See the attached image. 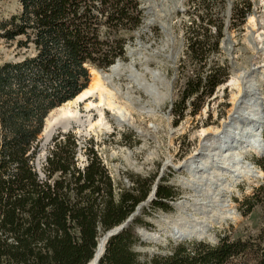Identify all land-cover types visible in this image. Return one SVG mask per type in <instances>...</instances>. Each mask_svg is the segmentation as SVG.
Returning a JSON list of instances; mask_svg holds the SVG:
<instances>
[{
    "label": "trees",
    "instance_id": "trees-1",
    "mask_svg": "<svg viewBox=\"0 0 264 264\" xmlns=\"http://www.w3.org/2000/svg\"><path fill=\"white\" fill-rule=\"evenodd\" d=\"M16 1L19 13L0 22V40L16 43L15 60L0 64V264H87L100 237L146 200L152 179L143 189L135 182L121 188L91 149L87 165L78 168L75 140L60 132L38 171V139L48 114L87 88L89 67L106 69L125 57L143 10L136 0ZM191 2L181 61L202 70L219 53L222 27L211 37L210 3ZM245 5L236 6L233 20L245 21L249 0ZM227 77L228 67L216 62L208 74L189 78L172 107L175 125L190 109L196 115ZM254 162L264 173V155ZM175 196L172 188L158 184L151 205L167 211ZM260 204L264 207V182L242 201V214ZM135 224L144 223L136 217L108 239L98 264H264V225L255 237L224 236L213 244L169 240L151 254L136 251L144 243Z\"/></svg>",
    "mask_w": 264,
    "mask_h": 264
},
{
    "label": "rangeland",
    "instance_id": "rangeland-1",
    "mask_svg": "<svg viewBox=\"0 0 264 264\" xmlns=\"http://www.w3.org/2000/svg\"><path fill=\"white\" fill-rule=\"evenodd\" d=\"M136 1L143 10L142 23L132 32L133 39L126 44L125 57L119 58V64L132 63L136 72L149 83L151 82L149 72L160 73L166 87L165 89L163 86L160 90L162 93H169V97L161 103L160 109L154 108L151 98L146 93L137 88L133 81L122 78L119 81L121 93L124 95L130 91L127 87L133 86L132 94L140 99L142 103L140 107L145 108L142 110L143 114L152 108L155 115L140 116L137 111H132L130 113L133 124L130 126L125 118L122 120V126L118 127V122L111 112L107 111L104 105L97 104L100 94L96 92L91 98L94 103L92 110L86 112L84 103H80L71 112L72 116L77 113L76 118H79L78 121L83 126V135L77 134V128L73 124L68 133L75 140V160L78 168L82 169L87 165V153L91 149L121 188H132L135 182L138 188L143 189L144 181L149 178L152 179L151 189L156 180L158 184L172 188L176 196L172 201H168L170 208L167 211L154 208L150 203L143 207L137 216L144 224L133 226L134 233L140 238L138 231L141 230L150 234L160 233L161 237L156 242L142 241L144 245L136 246V251L152 254L159 252V246L165 247L169 240L180 242L174 241L164 232L168 226L161 222V219L173 215L175 212L173 203L179 201L192 203L195 200L189 188L192 178L183 166L188 161L205 160L203 150L212 151L216 147L213 130L221 128L222 124L228 121L233 113L235 96L244 84L256 85L259 107L264 113V0H249L250 12L243 23L240 18L233 20L232 16L236 6L239 8L246 6L245 0H207L210 3L208 10L213 23L210 27V35L213 37L217 34V27L221 26L222 37L219 53L214 54V60L209 61L202 70H199L194 63L181 61L187 45L184 22L189 24V17L186 13L194 12L192 0ZM19 11L20 7L16 0H0V22L8 21ZM148 21L151 23H147ZM121 36L127 38L129 35L122 33ZM15 44L0 40V64L15 60ZM129 51H132L131 57L127 55ZM216 62L220 66L228 67L226 82L218 86L211 97L203 99L200 111L196 115L192 116L190 109L175 125L176 118L172 113V107L186 81L195 77L197 73L208 74L209 69ZM94 69L108 72L104 69ZM101 95L107 103V93L103 92ZM116 103L125 107L120 97L116 99ZM100 113L104 116L102 130L95 135L90 131L88 123L96 122ZM65 118L71 119V116ZM57 133L59 130L55 129L47 142L43 139L38 140L40 151L35 165L39 166V169L44 165L52 145V138ZM263 136L264 127L262 130L264 140ZM260 157L263 156L253 153L246 156V160L255 170L252 178L231 182L228 176L225 177L227 186L222 193V201L232 213L231 219L216 227L211 232V236L203 238V241L213 244L224 236L235 240L255 237L260 233L264 225L263 205H257L248 215L242 214L244 209L242 201L250 197L264 182V173L254 162ZM176 166L179 167L176 169Z\"/></svg>",
    "mask_w": 264,
    "mask_h": 264
},
{
    "label": "bare ground",
    "instance_id": "bare-ground-1",
    "mask_svg": "<svg viewBox=\"0 0 264 264\" xmlns=\"http://www.w3.org/2000/svg\"><path fill=\"white\" fill-rule=\"evenodd\" d=\"M119 63L113 65L108 72L89 70V86L78 97L54 111L48 123L52 124L61 118L71 116V119H67L71 120V124L77 128V134L83 135V126L78 121L79 118H76L77 113L72 116L71 112L80 103H84L86 112L92 110L94 103L91 98L96 92L100 94L97 104L99 106L104 105L103 107L111 112L118 122V127L122 126V120L125 118L128 120L129 125L133 124L131 123L132 116L130 113L132 111H137L140 116L152 117V115H155L152 108H149L143 114L142 110H145V108L140 107L142 104L140 99L135 98L132 94L131 89L133 86H128L127 89L130 91L123 95L119 81L122 78L133 81L137 88L151 98L154 108L160 109L161 103L169 97V93L165 94L160 90L165 85L162 75L158 72H149L151 77L149 83L136 72L132 63L129 65ZM146 72H148L147 69ZM103 92L108 95L107 103L101 95ZM258 94L255 84H244L239 89L238 95L235 96L233 113L228 121H225L221 128L213 130L216 147L212 151L203 150L205 154H201L206 158L205 160L188 161L183 166L189 171L192 178L189 188L193 192L195 200L192 203L186 201L173 203L172 206L175 210L173 215L161 219V222L168 226L164 232L173 240L210 237L211 232L216 227L231 219L232 213L229 212L222 201V193L227 186L226 176L231 182L252 178L255 170L252 164L246 160V156L252 153L259 156L264 153V140L262 138L264 118L260 111ZM118 97L123 99L125 107H121L116 103ZM103 117V114L100 113L96 122L88 123L93 134L96 135L102 130ZM183 167L181 168L183 169ZM138 234L146 242H156L161 237L160 233L150 234L144 230L138 231ZM98 243L99 250H101L103 242L99 240Z\"/></svg>",
    "mask_w": 264,
    "mask_h": 264
},
{
    "label": "water",
    "instance_id": "water-1",
    "mask_svg": "<svg viewBox=\"0 0 264 264\" xmlns=\"http://www.w3.org/2000/svg\"><path fill=\"white\" fill-rule=\"evenodd\" d=\"M147 23H151V21H148ZM127 55L129 57H131L132 51H129L127 53ZM118 63H119V58L115 60L114 64H112L111 66H109L108 68H106L104 70L108 71V70L111 69V67L113 65L118 64ZM89 70H95V69L92 68V67H89ZM96 71H102V70H96ZM88 86H89V84H88ZM68 102H70V101H68ZM68 102H66V103H68ZM66 103H64V104L60 105L59 107L55 108L54 110H52L48 114V116L44 120V126H43L42 132H41V134L39 136V139H43L44 142L49 141V138H50L52 132L55 129H58L59 132L60 133H63V134H66V133L69 132L70 126L72 124H71V120H69L67 118H61V119H59L58 121H56L55 123H52V124L48 123L49 122L48 120H49L50 116L53 114V112L56 111L57 109H59L60 107L64 106ZM260 111H261V114H262V116L264 118V113H263L262 108H260ZM263 155H264V153H262L260 156H263ZM36 169L38 171H40L39 166H36ZM157 186H158V180H156V182H155L154 186L152 187L151 192L148 195V197L146 198V200L144 202L140 203L136 207L135 211L127 218V220L125 222H123L121 225H119V226H117V227H115V228L107 231L105 234H103L100 237L99 240H101L103 242V247H102L101 250H99V243L97 244V247L95 249L94 256H93L92 260L89 263H87V264H98L100 258L102 257V255L104 253L105 246H106V243H107L108 239L111 238V237H113V236H115V235H117L118 233H120L121 231H123L124 229L128 228L130 225L133 224L134 219L139 215L142 207L147 206L148 204H150L155 199ZM185 240H191V239L174 240V241H180L181 242V241H185ZM198 240H203V238L198 239ZM141 241L146 242V240L143 239L142 237H141Z\"/></svg>",
    "mask_w": 264,
    "mask_h": 264
}]
</instances>
